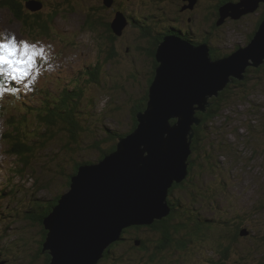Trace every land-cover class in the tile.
Returning <instances> with one entry per match:
<instances>
[{
  "label": "rangeland",
  "instance_id": "1",
  "mask_svg": "<svg viewBox=\"0 0 264 264\" xmlns=\"http://www.w3.org/2000/svg\"><path fill=\"white\" fill-rule=\"evenodd\" d=\"M39 1L42 4L41 9L40 6L34 8V4L31 2H35V0L26 1L23 4V13H21L22 16L25 15V19L23 20L22 17L18 20L2 5L0 0V38L6 39L15 36L18 41H26L29 45L35 46L38 52L42 51V55L36 58L35 68L29 74L43 77L38 80L39 86L43 84L42 86L52 88L54 83L58 85V91L53 96L46 94L44 102L50 100L49 103H53L54 97L61 100L63 96H67L66 93L72 95L70 101L67 98V107L74 110L72 113L75 126L67 121L62 125L60 123V127H66L68 124L69 127L79 129L75 132L81 137L80 142L84 148L78 152L77 150L70 151V155H73L75 159L82 158L91 162H96L101 151L107 150L114 144L107 140L100 141L102 137L104 138L100 131L127 132L132 121L130 107L134 101L143 97L148 86L145 79L148 61L143 54L146 42L139 39V37H143V34L140 36L143 29L128 24L123 28L119 37L115 35V40L112 42L108 40V35H105L107 24L114 20V17L119 14L118 12L126 17L131 14L138 15L140 23L137 22V25L143 23L147 28L149 27L157 33L161 32V29L177 25H182L184 29L190 28L195 37H203L205 33H209L211 36L209 44L216 45L215 48L218 47L222 55L231 53L236 48L235 46L244 47L247 45L249 34L254 31V25L260 15V9H258L260 4H258V10L249 12L238 20L226 17L219 27L220 30L214 32L211 28L213 20L216 19L213 17V12L219 0H197L192 9H182L184 3L188 4L182 0H112L111 5L107 7L103 3L104 0ZM25 5L28 9H33V12L37 11L41 20L48 22L45 36L36 27L29 29L34 23L35 15H31ZM55 11L57 15L53 13ZM52 13L53 18L50 16ZM90 15L101 23L96 22L94 25H90L88 21ZM210 15L212 16L209 17L210 20L206 21L205 18ZM50 17L52 19L48 21ZM151 38L150 35L146 37L148 41L153 39ZM109 46L114 47L115 57L106 63L104 58ZM50 59L56 60V65H48ZM88 59L93 60L89 70H92L93 66H99L95 81L88 78V75L84 76V71H80L84 61ZM75 68L78 70V74H81L79 77L82 81H78V83L75 81L76 77H68L71 70ZM49 69L52 71L50 74ZM134 73H137L138 76ZM49 75L53 76L51 80L46 79ZM254 76L257 75H252L253 78ZM66 79L68 85L65 83ZM255 79L252 80V87L261 81ZM230 85L232 91L230 93L228 90L230 100L225 103L220 117L210 122L212 129L206 131L208 134L205 135L204 142H202L206 148L202 146L199 153L197 151L194 153L197 159L192 164L190 178L196 183H187L182 191L177 190L174 193L176 201H179L181 205L178 208L179 212L183 214L180 221L194 213L192 209H196L207 218L220 216L224 219L227 217L231 223L230 228H232L233 222L238 221V217L233 218L236 214L243 213L245 210L248 212V209L253 211L252 207H254L256 198L264 187V85L262 83L256 87L257 89L251 91L250 96L247 93L242 94L241 86L236 85L233 80ZM233 90L236 91L235 94ZM61 93L63 95L60 97ZM8 101L9 98H6L2 103ZM7 108L9 107L6 106ZM33 111L36 113L40 109L33 108ZM7 112L4 115H8L9 111ZM2 114L0 111V117ZM31 115H34L33 112ZM30 122L31 119L21 123L22 130L20 131L23 133L21 137L23 139L32 136V131H29L31 128L28 130ZM6 125L7 123L1 118L0 134L6 131ZM57 133L60 139L67 136L65 131H57ZM58 140L56 138L53 145H50L51 142L48 143L46 151L49 148L58 151L59 148L54 145L59 146L60 141ZM94 141H99L97 151L94 149L95 152L89 151L90 144H93ZM211 141H213L212 149L209 147L210 143H207ZM7 146L5 139L0 138V195L3 196L0 202V245L3 249L11 248V252L6 251L2 255L3 264H14L11 262V259L14 258L11 255H17V258L23 257L29 261L31 247L36 246V242L40 241V237L37 235L40 228L22 216V212L26 211L30 205L34 206L32 204L33 195L38 199L49 200L55 198L59 192L64 193L67 190L63 189L61 174L49 177L52 174L46 172L43 166H36L35 170L34 167H28L25 171L18 172L21 165L17 158L6 154ZM205 150L209 157L204 156ZM66 160L64 158V162ZM32 164H34L33 161ZM67 165L65 163L66 170H69ZM15 167L17 169L14 170ZM40 168H43V171ZM40 173H44V176ZM47 178L48 183H44L43 180ZM199 183H203L205 187L212 186L210 190L203 187L206 189L207 195H210L209 198L204 193L205 191H199L196 188ZM40 187L46 189L38 192L37 189ZM194 191L197 193L195 203L189 196V192ZM246 219L245 225L252 231H257V227H264V218L262 224L260 219L254 216H247ZM243 225L242 222L240 227ZM138 228L144 229H139L140 232L136 229H129L125 234L131 237L139 235L140 238L160 234L146 230L145 228H149V226H138ZM216 229L219 228H210L213 232L217 231ZM256 236L258 237V235ZM242 238V236H238L235 247L229 250L228 257L223 260V264H245L246 261L251 264V258L246 249H250L249 251L252 252L254 251L253 247L250 242L244 241ZM213 240L212 234L200 235L199 246H196L190 253L185 252L186 255L177 259L179 262L176 264H208L206 262L208 260L216 262L219 259V248L214 245ZM14 241L25 244L21 249L14 248ZM130 244V242L124 243L115 250V253L118 255L124 252L130 256L132 254L129 249ZM15 252L17 253L14 254ZM247 255L249 258L246 259ZM220 259L222 258L220 257ZM171 262L169 259L162 263L151 264H170Z\"/></svg>",
  "mask_w": 264,
  "mask_h": 264
},
{
  "label": "water",
  "instance_id": "2",
  "mask_svg": "<svg viewBox=\"0 0 264 264\" xmlns=\"http://www.w3.org/2000/svg\"><path fill=\"white\" fill-rule=\"evenodd\" d=\"M183 1L192 9L197 0ZM263 1L222 5L217 25L226 17L238 20ZM126 24L117 14L111 27L119 35ZM155 60L158 65L146 108L136 114L134 131L99 163L80 166L70 176L69 189L43 219L42 245L49 264H97L124 229L148 226L169 216L168 190L187 176L192 126L201 122L196 113H205L209 100L232 80H244L248 67L264 62V19L247 45L229 56L213 60L206 44L166 36Z\"/></svg>",
  "mask_w": 264,
  "mask_h": 264
},
{
  "label": "trees",
  "instance_id": "3",
  "mask_svg": "<svg viewBox=\"0 0 264 264\" xmlns=\"http://www.w3.org/2000/svg\"><path fill=\"white\" fill-rule=\"evenodd\" d=\"M26 1L28 0H1V3L6 9H8V11L16 19L20 20L23 17L22 19L24 20L25 15L22 16L21 13H23L22 11L23 4ZM230 1H236V0L217 1L215 11L213 12V17H216V19L213 20L212 26H211L214 32L219 31L220 30L219 27L223 24L221 23L220 25H217L218 22H220L219 21L220 20L219 19L220 18L219 8L222 5ZM32 3L34 4V7L40 6V9H41L42 4L39 0H35V2H32ZM262 3L264 4V1L259 4L261 5ZM183 5L184 6L182 7V9L183 8L188 9L186 8V5H187L186 3H184ZM258 9H260V15H259V18L257 19V22L254 25L255 26L254 31L249 34L247 43L252 39L260 22L264 19V6H260ZM29 13H31V15H35L34 23L29 29L31 28L34 29L33 27H36L39 29V32H41L42 35L45 36L47 32L46 24L48 22L41 20L40 15L37 14L38 13L37 11L29 12ZM53 13L57 15L56 11ZM53 13L50 16H52ZM118 13L121 14V12H118ZM122 16L127 22L126 25L129 24L130 26H135V27H138L139 29H143V31H141L140 33V36L143 34V37L142 38L139 37V39H142L146 42L145 43L146 47L143 48L144 49L143 54L147 61H151V58H153L154 68H153L151 78L147 82L148 86H147V89L143 97L141 99L134 101L133 105H131L130 107L131 114H132V121L129 124L128 131L125 133H122L120 131H115V130L100 131L101 134L104 135V138L102 137V140L100 141L107 140V141L114 142V144L107 150L101 151V155L97 156L98 157L97 161L102 160L104 156L114 152L116 150L117 143L119 142V140L124 138L131 132H133L134 129L136 128L137 126L136 114L138 112L143 111L146 108V103L148 99V90H149L150 85L152 84V81L155 75V69L158 65L155 60V53H156L157 47L160 45L164 37L175 36V37H179L180 39L188 40L192 44H196V45L206 44L210 49V55L212 54L211 58L213 60L217 58L229 56L230 54H232L234 51H236L240 47V46H235L236 48H234V50L231 53L222 55L218 47L214 48L216 47V45L209 44L211 40L210 39L211 36L209 35V33H205L203 37H198V36L195 37V35H193L192 31L190 30V28L184 29L182 25L167 27V28L161 29V32L157 33V32H154L153 29L149 27L147 28V26H145L143 23L142 25L141 24L137 25L138 24L137 22H139V19H138V15L136 14L135 15L131 14L127 17L122 14ZM209 17H212V16L210 15L207 18H205L206 21L210 20ZM52 18L51 17L48 18V21H50ZM90 18L88 20L90 25H94V23L100 22L97 19L96 21L94 17L91 15H90ZM35 19H38V20H35ZM111 23L112 22L107 24L105 35H108V40L112 42L115 40L116 34L111 27ZM147 35H150L153 39L151 38L152 40L148 41L146 39ZM116 36L119 37L120 35H116ZM147 44L149 45L150 49ZM113 57H115V49L113 46H109L108 49L106 50V57L104 58V61L107 63L110 60H113L112 59ZM98 71H99V66L98 65L95 67L93 66L92 70H88L87 72L86 71L84 72V76L88 75V78L95 81V79L97 78L96 73ZM252 75H257V76H254L253 78ZM255 78H257L258 81L259 80L261 81L257 85L252 87V84H253L252 80ZM75 81L78 83V81H82V80H80V77H78ZM233 81L234 83H236V85L241 86V89L243 90L241 91L242 94L247 93V95L250 96V94H252L251 91H253L256 87H258L262 83L264 85V62L260 64L258 67H248L244 75V80L239 81V80L234 79ZM230 87L231 85L229 83L218 94L217 97H213L209 100L210 106L206 109L205 113H201V112L196 113V115L201 120V122L198 126L196 125L192 126L194 135H193V138L190 144L191 153L187 159V162H188L187 176L186 178H184V180L181 183H173L172 186L168 190V194L172 195V193H175V191L177 190L182 191V188L185 187L187 183L189 184L196 183V181H193L190 178L191 172H192V164H194L197 159L195 156L196 154L194 155V153L195 151L199 153V150L202 149V146H204L202 142H204L205 135L208 134L206 131L209 129H212L210 122L220 117L221 115L220 112L222 111L225 103L228 100H230V95H228V90H230V93L232 92ZM233 92L234 94L236 93L235 90H233ZM66 94L67 96L64 94L65 96H63L61 100L57 97H54L53 103H49L50 100H46L45 102H42L39 107H36V109H40V111L39 112L36 111V113H34L33 111L34 115H31L30 127H28V130L29 128H31V130L29 131H32V136L30 138H27V139L26 137L25 139L21 138L23 134L22 131H20L22 130L21 123L25 122L28 119V117L26 114H24V112L22 113L18 111V109H16L15 114H8L6 116V120H7L6 132L2 134L3 138L8 144L5 150L6 154H8L10 157L17 158L18 163H20L21 165L18 172L20 171L23 172L28 167H34V170H35L36 166H43V168L46 169V172L52 174L49 177H52L53 175L61 174L64 190L69 189L70 176L72 175L74 176L77 173L78 168L80 166L93 163L91 161H86L82 158L75 159L73 158V155H70V151L75 152L77 150L78 152V150H80L81 148H84V146H82L80 142L81 137L78 134H76L77 132H75L79 130L78 128L69 127L68 124H66V127H63V126L60 127V123L62 125L63 122H67V121H69L70 124L72 125L75 124V122H73L75 120L73 118V113H72L74 110L72 111L70 108L67 107V98L70 101V97L72 95L68 93ZM62 95L63 93L60 94V97ZM229 104L230 102L228 103V105ZM29 108H32V106H30ZM171 122H174V120H171ZM57 131L59 132L65 131L67 133L66 138L60 139ZM234 132L236 133V131ZM56 138L59 139L58 141H60L59 146L57 144H54L55 146H57V148H59L58 151L54 149L50 150V148L48 151H46L48 143L51 142L50 145H53V142L55 141ZM61 141L63 142V144ZM212 142L213 141L207 142V143H210L209 147H211V149L213 148ZM92 143L93 144H90L89 151L93 149L97 151V147L99 146V141H94ZM204 148H206V146H204ZM206 154L207 153L205 150L204 156L209 157V155H206ZM64 158L67 159L66 162H64ZM32 161L34 162V164H32ZM65 163L66 165L68 163L69 166L67 165V167H69V170H66L67 168L65 166ZM43 168H40V170L43 171ZM15 169L17 168L15 167L14 170ZM40 174L44 176V173H40ZM43 181L44 183H48V178ZM198 185L201 188H199V186L196 188H198L199 191L200 190L205 191L204 193H207L206 189H208V186H211V185H208L207 187H205L203 183H199ZM35 187H38V186H35ZM203 187L206 189H204ZM210 188H212V186ZM43 189L45 190L46 188L40 187L39 189H37V191L40 192ZM260 191H261V194L256 198L254 207H252V210H253L252 212L250 211V209H248V212H246L245 210L243 211V213L239 212L233 217V218L238 217L237 218L238 224H237V227L235 225L234 229L222 228V225L224 223H230V220L227 217L224 218L225 219L224 220L222 217L219 216V217L214 218L212 222L204 224L200 222V220L193 217L194 213H192V214L187 215L186 217L183 218L182 221H180L183 214H181L182 212H179L180 210L175 205L176 199L174 198L171 199L172 197L170 199L168 198L167 203L170 206L169 215H171L172 217H176V218L178 217L177 219L179 221L176 219L177 222L174 223V220H172V217L170 218V216H168L167 218L162 219V221L164 220L168 221V223L165 224L163 228H160V229L153 228L154 226H152V228H145L146 230H152L153 232H159L160 234H156V235L153 234L152 236H145L143 238H140L139 235H134L133 237H131L130 235L125 234V232H127L129 229L131 230L136 229L140 232L138 226H136V228L130 227V228L124 229L120 235V240L110 244L104 250L103 256L97 264H125V263L127 264V262L128 264H151L154 262L162 263L169 259L172 261L170 264H176L177 262H179V260L177 259L182 258L184 255H186L185 252L190 253L194 248H196V246H199L198 239H200V235L208 236L210 234L213 235L214 245L217 248H219L218 249L219 259L216 260V262L208 260L206 261L208 264H223V260L226 259V257H228L227 254L229 253V250L235 247L237 240H238V236L240 237L242 236L243 237L242 239H244V241L250 242L253 247L252 249L254 251L252 252L249 251L250 249H246V251L248 252V255L251 258V264H264V246L263 247L261 246V245H264V227L260 226L256 228L258 229L257 231H252L248 229L249 227L245 225L247 223V219H246L247 216H254L260 219L261 224H262V219L264 218V216H262L264 215V213L261 214L262 212H264V187ZM189 193H190L189 196H191L192 202L195 203L194 200L196 199L195 197L197 193H195V191L189 192ZM61 194L62 192H59L58 194L55 195V198L53 197L52 199H49V200L44 199V198L38 199V198H35L36 197L35 195H33L35 199L32 198V204L34 206L30 205V207H28L26 211L22 212V216H24L29 222L33 223L38 228H40L41 230V234H39L40 241L36 242V246L31 247V253L28 256V258H30L29 261H27V259H24L23 257H21L20 259V258H17V255L16 256L11 255V257H14L13 259H11L12 263L16 264L20 262L21 264H49L50 256L47 251H43V245H42L45 240V236H46V230L44 229L43 219L51 213L52 208L56 206ZM2 198L3 196L0 195V202ZM13 221L15 220L13 219ZM242 222L244 223V225L243 227H240ZM204 226L208 228H204ZM8 227H9V224H8ZM210 228H219V229L213 232L212 230H210ZM140 229H144V228H140ZM4 230H5L4 233L6 235V228ZM240 232L241 233L244 232L245 234L241 235ZM256 235H258V237ZM126 242L131 243L129 246V249L132 251V254H131L132 256L131 255L128 256L124 252L122 254L117 255L115 253V250ZM24 244L14 241L13 245H14V248L21 249L24 246ZM6 251L11 252V248L8 249L6 247L3 249V247L0 245V253L5 254ZM16 253L17 252H15L14 254ZM248 255L246 256V258H249ZM220 257L222 259H220ZM6 258L8 257L6 256ZM246 262L247 263L245 264H250L248 261Z\"/></svg>",
  "mask_w": 264,
  "mask_h": 264
},
{
  "label": "snow or ice",
  "instance_id": "4",
  "mask_svg": "<svg viewBox=\"0 0 264 264\" xmlns=\"http://www.w3.org/2000/svg\"><path fill=\"white\" fill-rule=\"evenodd\" d=\"M42 55L26 41L0 38V74L12 81H23L36 66L37 56Z\"/></svg>",
  "mask_w": 264,
  "mask_h": 264
},
{
  "label": "flooded vegetation",
  "instance_id": "5",
  "mask_svg": "<svg viewBox=\"0 0 264 264\" xmlns=\"http://www.w3.org/2000/svg\"><path fill=\"white\" fill-rule=\"evenodd\" d=\"M183 1V0H182ZM239 0H236V1H230V2H238ZM183 2H185V1H183ZM228 3V2H227ZM260 6H264V4L262 3ZM152 48H153V46H152ZM149 49H150V47H149ZM211 56V55H210ZM151 58V57H150ZM147 66H148V68H147V77H145V79H146V81L148 82V80L151 78V75H152V72H153V68H154V64H153V58H151V61H148L147 62ZM134 75H137L138 76V74L137 73H134ZM188 180V179H187ZM211 186H208V189L210 190L211 188H210ZM199 188H201V187H199ZM206 195H207V193H206ZM170 197H172L171 199H176L175 197H174V193H172V195L171 194H169V199H170ZM197 197V196H196ZM195 197V198H196ZM207 197L209 198L210 197V195H207ZM195 202L197 201V200H194ZM178 203V204H177ZM178 208H179V206H180V203L177 201L176 202V204H175ZM192 211L194 212V215H193V217H195L196 219H198V220H200V222H202V223H204V224H207V223H209V222H212L213 220H214V218L213 217H211V218H207V217H205V216H203L202 214H200V212H198L196 209H192ZM170 216V218L172 217L171 215H169ZM167 218V217H166ZM177 218L176 217H172V220H174V223L175 222H177V220H176ZM165 221V222H164ZM164 221H162V220H160V221H154L151 225H149V228H152V226H154L153 228H163L164 227V225L165 224H167L168 223V221H166V220H164ZM157 222V223H156ZM237 224H238V222L237 221H235V222H233V224H232V227L233 228H235L234 226L236 225V227H237ZM230 226H231V223H224L223 225H222V228H230ZM134 227H136V226H134ZM204 228H208V227H205L204 226ZM140 229V228H139ZM43 233V232H42ZM39 234H41V230L39 229V232H38V236H40ZM2 255H4V254H2V253H0V263L1 264H3L4 263V261L2 260ZM8 261V260H7Z\"/></svg>",
  "mask_w": 264,
  "mask_h": 264
},
{
  "label": "bare ground",
  "instance_id": "6",
  "mask_svg": "<svg viewBox=\"0 0 264 264\" xmlns=\"http://www.w3.org/2000/svg\"><path fill=\"white\" fill-rule=\"evenodd\" d=\"M107 0H104V5H106V6H108L107 5ZM79 6V5H78ZM68 7V6H67ZM135 11V10H134ZM85 14V13H84ZM234 24V23H233ZM224 26V25H223ZM123 30V29H122ZM44 31V30H43ZM121 33H122V31H121ZM121 33L119 34V35H121ZM116 34V33H115ZM116 35H118V34H116ZM215 48V47H214ZM212 51V50H211ZM212 55V54H211ZM258 84V83H257ZM255 85V84H254ZM102 89V88H101ZM256 90V89H255ZM105 93V92H104ZM103 93V94H104ZM239 93V92H238ZM232 98V97H231ZM98 101V100H97ZM242 103V102H241ZM228 106V105H227ZM217 111V110H216ZM200 128V127H199ZM101 160H99V161H97V162H93V163H90V164H86V165H94V164H97V163H99ZM195 196V195H194ZM177 202V201H176ZM241 217V216H240ZM180 218V217H179ZM225 220V219H224ZM194 221V220H193ZM246 222V221H245ZM157 223V222H156ZM240 225V224H239ZM235 227V226H234ZM233 228V227H232ZM222 229V228H221ZM209 230V229H208ZM217 230V229H216ZM241 233V232H240ZM239 234V233H238ZM214 250V249H213ZM217 258V257H216ZM227 258V257H226ZM247 259V258H246ZM240 263V262H239Z\"/></svg>",
  "mask_w": 264,
  "mask_h": 264
}]
</instances>
